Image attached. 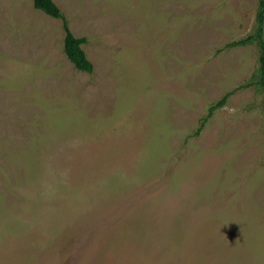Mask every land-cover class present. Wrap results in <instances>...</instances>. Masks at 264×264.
Here are the masks:
<instances>
[{"label": "rangeland", "instance_id": "1", "mask_svg": "<svg viewBox=\"0 0 264 264\" xmlns=\"http://www.w3.org/2000/svg\"><path fill=\"white\" fill-rule=\"evenodd\" d=\"M53 1L93 72L0 0V264H264L259 0Z\"/></svg>", "mask_w": 264, "mask_h": 264}, {"label": "trees", "instance_id": "2", "mask_svg": "<svg viewBox=\"0 0 264 264\" xmlns=\"http://www.w3.org/2000/svg\"><path fill=\"white\" fill-rule=\"evenodd\" d=\"M32 4L35 10L40 11L51 18L60 19L62 21V29L64 32L63 49L67 58L76 69L91 74L93 72V65L82 49V45L86 43V39L77 38L73 35L69 29L68 20L55 2L53 0H32ZM248 44H254L259 49V65L253 75V79L255 82L254 84L264 89V0H259L258 2L253 32L245 39L229 44V47ZM231 94L232 93H226L219 101L209 107L207 117L204 121H207L215 110L221 108ZM204 121L202 120L200 129L202 128ZM197 133H199V131Z\"/></svg>", "mask_w": 264, "mask_h": 264}]
</instances>
